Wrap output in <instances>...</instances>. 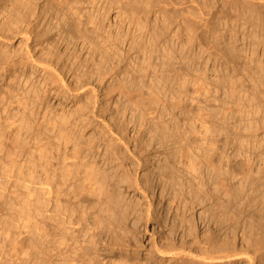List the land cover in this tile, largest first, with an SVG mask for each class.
Listing matches in <instances>:
<instances>
[{"label":"rangeland","instance_id":"rangeland-1","mask_svg":"<svg viewBox=\"0 0 264 264\" xmlns=\"http://www.w3.org/2000/svg\"><path fill=\"white\" fill-rule=\"evenodd\" d=\"M0 1V27L3 21L8 24L0 28V264H22L25 261L19 247L14 248L10 244L11 239L21 241L24 237V244L29 238H43V243L37 239L32 249L38 257H41L39 251L49 250L52 260H61L62 257V261L71 260L73 141L93 147L99 155L96 158L98 166L103 168L104 162L112 161L109 164L116 168L117 176L123 177L122 183L118 184L121 196L131 206L128 207L126 223L127 242L131 247L128 251L123 250L124 247L108 248L107 253L101 252L100 264H118L119 261L122 264H189L186 255L194 251L188 250L192 246H185L187 254L184 251L173 258L160 256L154 248L164 244L165 229L160 222H155L152 215L159 207L163 215L165 210L168 212V222L172 221L176 211L181 215L186 195L177 199L174 189L180 191L179 182L189 174L180 164L183 161L188 164V159H182L176 153V148L184 143L183 140L178 141V144L170 146L174 153L173 161L176 159L174 169H178L175 187L172 189L159 179L154 193L145 186L146 180L149 179L147 183L154 180L156 149L164 152L160 139L154 134L151 137V129L159 119L169 120L171 125L178 127V134L194 122L191 133L184 135L192 143V151L189 153L185 149L184 153L192 159L200 156L199 159L205 163L213 152L207 144L215 138L219 150L213 154V162L223 172L228 168L233 170L234 159L247 160L246 138L251 139L252 144L264 142V128L255 133V139L254 136L248 138L244 129L252 118L247 113L257 101H249L253 96L249 90L252 84L249 67L262 63L258 62L259 54L251 55L249 47L241 40L245 28L248 30L255 25L264 30V1ZM45 5L71 8L76 23L86 29L84 44L82 38L64 42L59 39L56 29L45 36L67 57L75 81L72 76L71 80L57 74L48 77V70H33L30 74L29 65H25L22 73L13 72L12 61H36L41 55L35 31L39 26L41 7ZM163 6L165 22L159 28L161 32L150 36L147 32H154L155 17L157 20L161 17L157 10ZM191 9L212 15L207 19V27L194 26L196 34L190 42L191 31L184 22L189 21L188 11ZM8 15L11 22L6 21ZM53 20L50 26L55 23ZM233 29L238 33L236 40L228 43L227 31L230 34ZM152 47L156 51L159 49L156 62L167 65L170 79L173 77L174 81L168 85V89H175L173 94L167 91L165 95H148L154 71L148 64ZM209 53L211 56L206 60ZM62 83L68 84L75 92L59 93L61 88L58 84ZM108 83H112L109 89ZM75 85L77 89H74ZM182 109L185 113H181ZM253 111L257 112L258 108ZM155 115L158 116L153 117ZM160 115L162 118H157ZM255 115V118H261V114ZM217 121L226 123L230 131H235L233 124H238L236 131L242 135L238 145L231 139L232 133L213 136L207 127L211 128V124ZM22 122L27 123L23 129ZM236 150L244 151L235 156ZM81 154L80 159L85 153ZM257 166L258 163L252 166L255 171ZM23 177L32 181H27L29 190L22 183ZM238 177L230 180L235 187L239 183ZM41 180L50 181L51 194L40 188L38 182ZM162 185L164 192L160 197ZM28 198H35L38 203H34L30 210V223L37 221L44 226L40 233L45 236H37L31 230L33 228L26 229L20 221L4 226L6 212L14 215L22 199ZM202 232L199 229L197 233L200 238ZM239 235L240 232L237 238ZM237 238L235 245L240 246ZM175 239V243L180 244L179 237ZM37 262L39 259L34 261Z\"/></svg>","mask_w":264,"mask_h":264},{"label":"bare ground","instance_id":"bare-ground-1","mask_svg":"<svg viewBox=\"0 0 264 264\" xmlns=\"http://www.w3.org/2000/svg\"><path fill=\"white\" fill-rule=\"evenodd\" d=\"M259 1L263 2L264 0ZM164 10V6L157 10L159 13L158 15L161 17L159 20L156 19L157 16L155 17L154 32H147L150 36L156 35L157 32L158 34L161 32L159 28L162 27L165 22ZM211 15L212 13L210 12L203 13L192 9L188 11L189 21L184 22V24L191 31L190 42L195 38L194 35L196 33L193 32L194 26L207 27V19L211 17ZM52 19H55L53 20L55 23L50 26ZM11 20L10 15H8L6 21L11 22ZM1 24L3 25L2 27L8 26L7 22L4 21ZM37 25L39 26L36 28L35 37L41 47L38 51L41 55L36 61H23L21 59L12 61L11 66L13 67V72L18 71L22 73L25 69V65H29L30 74L33 73V70H48V77L51 76V74H57L61 78L67 76V79L69 78L71 80V65L67 57L61 54L58 46L53 45L45 36L51 30L56 29L60 35L59 39L61 38L64 42L71 43V39L82 38L81 42L84 44L86 29L80 28L78 23H76L75 18L71 14V8L58 9L50 5L41 7L40 18ZM227 32L228 43L235 41L238 34L237 31L233 29L230 34L229 30ZM241 40L249 47L251 55L254 56L255 54H259L258 62L262 63L261 65L249 67V79L252 82L249 90L252 92L251 95H253L249 101L253 102V100H257H255L256 102L254 103L255 107H252L251 110L249 109L247 113V116L250 115L252 118L250 122L248 121V124L246 122L247 125L244 128L248 138H251L258 130L264 128V30L258 29L255 25L248 30L245 28ZM149 46L154 45L149 44ZM153 48L154 47L150 48L148 54V64L154 70L152 72L151 84L148 86V95L157 96L159 93L165 95L167 91H171V94H173L175 93V89H168L169 82L174 81L173 77L171 76L170 79L167 73V65H160L156 62L159 49L156 51ZM230 50L233 51V49ZM210 56L211 54L209 53L206 60H208ZM173 58L174 56L172 59ZM0 60H2V58H0ZM226 60L227 58H224V61ZM72 80L75 81L73 76ZM111 84L112 83H108V89L112 86ZM58 88H61L59 93L62 95L70 93L71 91L72 93L73 91L75 92V90H71L68 84L64 83L58 84ZM77 88L78 87L75 85L74 89ZM249 90L247 91L249 92ZM247 95L250 94L248 93ZM257 108V112L253 111V109L256 110ZM160 113L164 115L163 110H161ZM181 113H185V111L182 109ZM256 113L261 114V118H259L258 115V117L255 118ZM156 116L158 115L153 117ZM157 118H162V116L160 115ZM26 124V122H22V129L25 128ZM172 125L169 120L164 121L163 119H159L153 124L151 137L154 134L160 139V143H163L164 152L162 151V154L161 151L156 149L154 153L155 159L153 160L155 171H153L154 174L152 178L154 180L152 183H147L149 179L146 180L145 186H148L152 193H154L155 188H157V180L159 179L161 183L167 184L170 188L175 187L177 182L175 176L178 174V169H174L176 159H174V162V153H172L173 150L170 146L176 143L178 144V141L182 142L183 140V145L176 148V153L179 154L182 159H188V164H185L184 161L182 163L180 162V164H182L183 169L188 171L189 176L185 178L183 176L182 181L179 182V186L182 187L180 188L181 190L177 191L174 189V191L177 199H179L178 197L181 195H186V202L183 206L181 215L177 213V211L174 215L172 214L173 218L170 217L172 220L171 222H168V212H166V210L164 215L163 211H160V207L154 211L152 216L155 222H160L165 229V236L163 237L165 238V242L161 245H155L154 248L156 252L162 257L173 258L182 255L181 252L184 253L186 249L185 246H192L188 247L189 249L187 248L188 250L194 249V251L188 253L189 256L186 255L189 264H235L239 261L244 262V264H264V142L258 144L255 142V144H252L250 142L251 139L246 138V144L248 146L247 160L237 161L234 159V164L232 166L233 170H229L228 168L227 171L223 172L220 171L219 166H217L216 163L215 166L213 162V154L215 151L219 150V146L215 144V138H213L212 142L210 141L209 144H207V146L210 145V148L212 147L213 152L211 151L212 153L209 154L207 161L204 163L203 160L199 159L200 156L192 159L190 155L187 157L185 154L186 152L184 153L185 149H187L189 153L192 151V143L190 144L188 138H184V135L191 133L192 128H194V122L190 123L186 129L182 132H178V134V127L175 125L172 127ZM233 127H235V131H230L226 123L217 121L211 124V128H207L213 133V136L232 133L231 139L237 144L241 141L242 135L239 131H236L238 124H233ZM175 134L177 135L175 136ZM177 137L178 139L175 140ZM150 140L151 139H149V141ZM72 145L71 260L69 262L62 261L64 257H62L61 260H52L49 250L47 252L41 250L39 251L41 257L36 256V252L33 253L32 249L37 243V239L38 242L40 241L42 244L43 238H29L27 244L23 243L25 242L23 241L25 237L21 241H16L13 238L10 240L11 247L15 248L18 246L20 252L25 256L23 257L25 261L22 264H100L99 259L101 252L107 253L108 248H112V246L118 248L124 247L123 250L128 251L131 247L127 242L126 235V223L129 214L128 207L131 206L124 199V196H121L120 189L118 188V184L122 183L121 180L123 177L119 178V176H117L116 168H113L109 164L112 162L110 160L104 162L102 157L105 167L102 168V166H98L96 158H98L97 156L99 155L94 152L93 147L90 145L88 146L87 144L75 141L72 142ZM243 149L246 150V147H243ZM236 151L235 156H238L242 150L239 152L238 150ZM81 153L85 154L80 159ZM228 161L230 162L231 160L229 159ZM254 163H258L256 171L252 167ZM204 164H206V167ZM204 168H207L206 171ZM212 170L214 171L212 172ZM237 176H240L237 180L239 183L237 187H235L231 184L230 180ZM21 180L22 183L25 184L26 189L29 190L30 188L26 185L30 184L27 182L29 180L25 177ZM124 180L125 179H123V181ZM50 184V181L41 180L38 182V185H41L40 188L47 194L52 193ZM163 185L159 190L160 197H162ZM170 188L168 190H170ZM167 193L169 192L167 191ZM34 203H36L35 198L22 199L14 215L6 212L4 226L8 227L10 223L12 224L15 221H20L26 229L33 228L31 230H33L37 236H45L44 233H40L44 230V226L37 221L30 223V210L32 206H34ZM36 204L38 205V203ZM199 229L203 231L201 238L197 235ZM238 232H240L239 238H237ZM176 237H179L181 241L179 242L180 244L175 243ZM236 238L240 239V243L238 242L240 246L235 245ZM36 259H39V262L34 263ZM118 264L122 263L119 261ZM158 264L162 263L159 262Z\"/></svg>","mask_w":264,"mask_h":264}]
</instances>
